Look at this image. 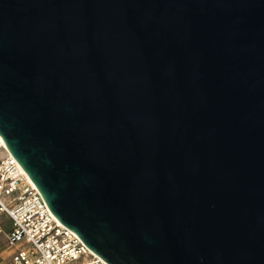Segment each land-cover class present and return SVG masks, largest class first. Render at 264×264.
I'll return each instance as SVG.
<instances>
[{
	"label": "water",
	"instance_id": "water-1",
	"mask_svg": "<svg viewBox=\"0 0 264 264\" xmlns=\"http://www.w3.org/2000/svg\"><path fill=\"white\" fill-rule=\"evenodd\" d=\"M0 136L106 264H264V0H0Z\"/></svg>",
	"mask_w": 264,
	"mask_h": 264
},
{
	"label": "built area",
	"instance_id": "built-area-1",
	"mask_svg": "<svg viewBox=\"0 0 264 264\" xmlns=\"http://www.w3.org/2000/svg\"><path fill=\"white\" fill-rule=\"evenodd\" d=\"M10 221L0 264H106L54 218L39 191L0 142V216Z\"/></svg>",
	"mask_w": 264,
	"mask_h": 264
},
{
	"label": "rangeland",
	"instance_id": "rangeland-1",
	"mask_svg": "<svg viewBox=\"0 0 264 264\" xmlns=\"http://www.w3.org/2000/svg\"><path fill=\"white\" fill-rule=\"evenodd\" d=\"M0 222H2V230L4 232L7 231V229H9V226H10V221L7 220V218L5 217L4 214L0 216ZM3 231L0 232V254H4V253L8 254L9 252L12 251V249H14V245L4 244L5 238H4V232Z\"/></svg>",
	"mask_w": 264,
	"mask_h": 264
},
{
	"label": "bare ground",
	"instance_id": "bare-ground-1",
	"mask_svg": "<svg viewBox=\"0 0 264 264\" xmlns=\"http://www.w3.org/2000/svg\"><path fill=\"white\" fill-rule=\"evenodd\" d=\"M0 142H1V144H2V146L6 149V147H5V145H4V142H3V140H2V138H1V136H0ZM6 151L8 152V150L6 149ZM8 154L10 155V153L8 152ZM20 167V166H19ZM20 169H21V171H22V173L26 176V178L28 179V181L34 186V184L32 183V181L27 177V175L25 174V172L23 171V169L20 167ZM35 187V186H34ZM55 218V217H54ZM56 219V218H55ZM57 220V219H56ZM58 221V223H60L59 222V220H57ZM61 224V223H60ZM90 251V250H89ZM90 253H92V254H94L93 252H91L90 251Z\"/></svg>",
	"mask_w": 264,
	"mask_h": 264
},
{
	"label": "crops",
	"instance_id": "crops-1",
	"mask_svg": "<svg viewBox=\"0 0 264 264\" xmlns=\"http://www.w3.org/2000/svg\"><path fill=\"white\" fill-rule=\"evenodd\" d=\"M4 255H5V253H4Z\"/></svg>",
	"mask_w": 264,
	"mask_h": 264
}]
</instances>
